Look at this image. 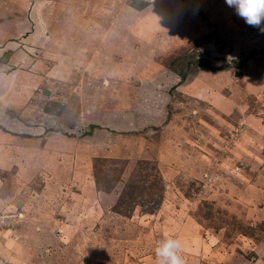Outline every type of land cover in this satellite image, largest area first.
I'll return each instance as SVG.
<instances>
[{
	"label": "rangeland",
	"instance_id": "rangeland-1",
	"mask_svg": "<svg viewBox=\"0 0 264 264\" xmlns=\"http://www.w3.org/2000/svg\"><path fill=\"white\" fill-rule=\"evenodd\" d=\"M166 236L264 264V32L225 0H0V264Z\"/></svg>",
	"mask_w": 264,
	"mask_h": 264
},
{
	"label": "clouds",
	"instance_id": "clouds-1",
	"mask_svg": "<svg viewBox=\"0 0 264 264\" xmlns=\"http://www.w3.org/2000/svg\"><path fill=\"white\" fill-rule=\"evenodd\" d=\"M246 24L264 32V0H225ZM155 264H185L182 242L166 236L155 248Z\"/></svg>",
	"mask_w": 264,
	"mask_h": 264
},
{
	"label": "trees",
	"instance_id": "trees-1",
	"mask_svg": "<svg viewBox=\"0 0 264 264\" xmlns=\"http://www.w3.org/2000/svg\"><path fill=\"white\" fill-rule=\"evenodd\" d=\"M86 135H88V134H86Z\"/></svg>",
	"mask_w": 264,
	"mask_h": 264
}]
</instances>
